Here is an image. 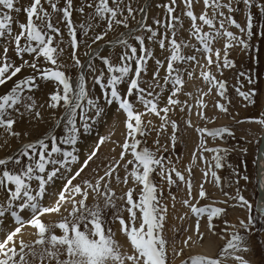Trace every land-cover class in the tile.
Instances as JSON below:
<instances>
[{"label": "snow or ice", "instance_id": "obj_1", "mask_svg": "<svg viewBox=\"0 0 264 264\" xmlns=\"http://www.w3.org/2000/svg\"><path fill=\"white\" fill-rule=\"evenodd\" d=\"M154 8L162 9V15L153 17ZM256 10L264 17V0H0V86L12 82L0 94V264H173L195 241L189 234L169 253L165 235L169 208L162 202L163 189L154 182L153 173L170 186H185L182 205L196 217L191 231L197 240L203 242L210 234L225 241L214 255H195L180 264H264V250L253 260L252 244L257 223L264 226V197L254 205L240 188V181L249 182V175L225 164L231 153L243 156L248 149L208 147L204 137L207 132L223 142L225 134L234 136L230 127L195 128L200 139L187 177L170 157L158 155L175 149L178 141L180 127L171 112L195 110L200 120L213 122L204 98L215 94L218 99L212 106L229 113L232 100L226 71L233 73L236 84L231 87L244 106L257 105L264 94V73L257 67L259 49L252 41L264 40V23ZM238 12L245 13L243 23L236 19ZM74 13L83 19L75 20ZM13 14L23 16L18 25ZM65 33L71 48L67 57L62 47ZM101 42L121 50L116 60L104 54ZM236 47L251 53L250 68H238L230 58ZM201 81L207 91L189 90L190 84ZM89 84L99 93L93 94ZM37 93L47 99L38 101ZM110 106L124 116V139L115 144L121 149L119 156L82 175L100 159L101 147L111 136L97 137L83 158L79 141L91 138L85 134L103 122ZM153 115L159 125L145 121V116ZM233 119L264 129V109L255 117ZM185 123L193 127L190 118ZM149 132L158 137L154 148L147 145ZM162 135L167 143H161ZM197 152L205 168L195 187L192 167ZM204 153H212L214 163ZM253 162L256 187L264 192V149ZM241 163L247 167L246 161ZM226 166L231 174L222 177L217 170ZM120 169L126 173L123 177ZM130 183L135 187L118 196L114 184ZM206 183L223 199H213ZM225 185L234 187V193ZM203 199L211 203L197 207ZM237 208L245 215L229 221V210ZM46 216L57 219L46 221ZM202 221L206 232L201 231ZM113 225H118L115 231ZM117 232L125 237V244L116 238ZM26 233L30 239L24 238Z\"/></svg>", "mask_w": 264, "mask_h": 264}, {"label": "rangeland", "instance_id": "obj_2", "mask_svg": "<svg viewBox=\"0 0 264 264\" xmlns=\"http://www.w3.org/2000/svg\"><path fill=\"white\" fill-rule=\"evenodd\" d=\"M22 2H27V0H22ZM80 0H77V3H79ZM162 2V0H161ZM241 8H243V5H240ZM199 8H197V11L199 12ZM162 9H153L151 15L153 17L155 16H161L162 15ZM258 19L261 23H264V17H260L258 15V10H256ZM14 19L16 20V23H18L23 19V16L20 14H13ZM236 19L238 22L243 23L245 19V13L244 12H238L235 14ZM74 19L77 21H80L83 19L78 13H74ZM148 23H152V19L149 18ZM187 26V24H185ZM230 30L236 32L237 35H239L238 30L234 28H230ZM185 34L181 33L179 36L183 38ZM195 43V41H192ZM103 43V42H101ZM253 44H255L256 48L259 49V58L261 63L257 66L262 73H264V40H256L253 39ZM70 44V38L65 33L64 36V43L62 47L66 49L65 56L67 57V54L71 51V48L69 47ZM223 41L218 47H222ZM111 48V49H110ZM81 59L85 60L87 57L83 55V52L85 49L81 48ZM119 48H112L109 47V50L104 51L105 55H110L113 60H116L117 55L120 53ZM157 54H159V50L157 49ZM251 53H245L243 52L240 47H236L232 50H230V58L234 59L236 61L238 68H250L251 67V61L248 59V55ZM71 74L75 78V70H72ZM163 74V73H162ZM225 77L228 78L229 81V95L231 97V105L229 106V113L224 114L218 112L213 106V101L218 99V97L213 94L210 97H205V102L208 104V108L206 109V114L208 117L214 118L213 122L209 121H202L195 115V110L193 113H179V110L177 109L174 112H171L169 115L171 119L176 120L179 124L180 131L178 132V141L176 143L175 149H170L168 152L159 153L158 155H164L165 157H170L173 160V163L177 169L182 171L185 176L187 177L188 173L186 171L187 167L191 165L193 153L196 151L197 146L199 144L200 134L195 131V128H207L209 130L215 129L222 126H229L231 131L234 133V136H228L225 134L226 139L222 142L219 138L216 140H213V138L206 132L204 133V137L207 141L208 147H215L217 145L223 146V147H230L232 145H235L236 148H247L248 152L245 155H239L236 152L231 153L227 156L225 160L226 165H231L232 168L239 167L241 175L244 173H247L250 177L249 182H245L243 180L240 181V188L242 194L248 198L254 205L257 202V187H256V164L253 162L254 158L257 156V150L259 149L260 145V133H261V127L254 123H241L237 124L233 117L236 118V120H243L248 117H255L258 116L262 109H264V94H262L259 97L258 103L256 106H244V102L242 99L235 93L234 89L231 87V85L236 84V79L231 71L225 72ZM15 79V78H14ZM12 86V82H9L5 86H0V94H3L6 92L10 87ZM197 87L204 88L205 91H207V86L201 81V82H195L193 84L189 85V90L194 91ZM261 87L264 88V79L261 80ZM89 88L92 90L93 94H98L99 89L95 88L92 89L91 84H89ZM246 90V89H242ZM37 99L38 101H43L47 99L46 96H44L42 93H37ZM181 100L185 99L184 96L180 97ZM190 103H194V101L189 98ZM192 120L193 127H188L186 125L187 119ZM145 121L148 119H151L153 121L154 125H159L160 120L159 118L153 116H145ZM124 120V116L119 115L117 110L110 106L109 115L106 116L101 123H96L94 128L92 129L91 133H86V136H90V139L84 140L81 139L79 141V144L81 147L78 148V151L81 153L82 158L86 157L89 154V150L93 147L96 138L97 137H104V136H111V141L109 143H106L104 146L101 147V151L98 154L100 159L96 160L94 163H90L89 168L85 170V173L82 175H88L91 174L93 169L97 168L98 164H101V161H107L109 157L116 156L118 158L119 153L121 149L119 147H115L116 143L123 142L124 139V133H125V127L122 121ZM171 128L169 127L168 133L170 134ZM142 139V143L144 138L139 137ZM156 132H149V134L146 137L147 145L150 148H154V141L157 139ZM161 140V143H167V136L162 135L159 137ZM15 143V142H13ZM67 147V146H65ZM115 147V152L113 153L111 149ZM3 153H0L2 155ZM197 160L195 165L192 167V178L194 180V186L198 187V185L202 182L203 177V169L205 168V164L203 161L199 159V153H196ZM211 153H204V156L208 161H212V157H210ZM128 159H131V156L127 157ZM242 161H246L247 167H244L241 163ZM214 163V161H212ZM131 167V166H129ZM202 171V172H201ZM219 174L222 177H228L231 174V168L225 167L223 170H217ZM199 173L200 179H199ZM101 175L103 172L101 171ZM119 174L121 177H123L126 173L123 169L119 170ZM154 182L158 186V188L163 189V196H162V202L166 203L169 208L168 213V219H167V226L165 235L168 237L169 240V253L172 251V247H179L182 245V241L184 238H186L187 235L192 234L193 240L195 241L196 245H191L190 247H186L184 251V255L174 259L173 264H180V261L182 259H186L195 255H200V252L197 249H194L193 247L196 246H203L208 241H211L213 243V239L216 241L217 246L223 245L225 243L224 240H221L217 237H212L210 234H207L205 236V239L203 242L197 240L196 236L192 233L191 228L194 226L195 222V215L191 213L190 209L182 205V200L187 198L186 197V188L185 186H170L165 181L161 179L159 175L156 173H153L152 176ZM175 178V177H174ZM210 178V177H209ZM75 183V181H74ZM128 187H135L133 184H129L127 186L124 185H116L114 184V188L117 192V195L119 196L121 194V191H126ZM142 188V185L137 188V191H140ZM205 188L208 190L211 197L215 200L223 199L222 194L218 189H216L212 184L206 183ZM225 190L234 193L235 188L234 187H228L225 185ZM175 195L176 199L172 200L170 197L171 195ZM195 194V192H194ZM134 198L138 201L139 196H136L134 194ZM49 201H45L47 203ZM89 203H91V198L89 199ZM209 203H211L210 200L203 199L200 200L197 204V207L206 206ZM118 204L123 207V202L118 201ZM174 205V207H173ZM185 213L188 215L185 216ZM123 216L127 217L128 213L126 211H123L121 213ZM139 215V213H138ZM245 215V212L239 208L236 210H229L228 220L235 222L237 218L243 217ZM184 217L181 219V217ZM55 217V216H54ZM52 216H46L45 220H52ZM54 219H57L55 217ZM53 219V220H54ZM137 225H139V221H137ZM118 227V225H113V229ZM220 226L218 225L217 230L219 231ZM185 229H188V232H185ZM201 231H205L203 227V221H202V228ZM255 235L252 236V244L255 248L254 254H253V260L256 261L259 259V254L261 250H264V226H262L261 223H257L255 228ZM118 235L124 237L121 233H116V238L119 240ZM29 234L26 233L25 239H29ZM120 241V240H119ZM190 264V261H189Z\"/></svg>", "mask_w": 264, "mask_h": 264}, {"label": "bare ground", "instance_id": "obj_3", "mask_svg": "<svg viewBox=\"0 0 264 264\" xmlns=\"http://www.w3.org/2000/svg\"><path fill=\"white\" fill-rule=\"evenodd\" d=\"M100 47L104 50V51H107L109 50V47L108 45H106L105 43H100ZM111 49V48H110ZM87 59V58H86ZM264 129L261 128V133H260V145H259V149L257 150V155L259 153V150H262L264 149ZM213 154L211 153L210 157H212ZM202 172V171H201ZM200 173H199V179H200ZM256 183H257V179H256ZM259 195V192H258V188H257V196ZM261 197H264V192H261ZM258 198V197H257ZM53 219L55 218L54 216H52ZM52 219V220H53ZM29 239L31 238L30 235L28 237ZM118 238L121 242V244H125V237H122L121 235L119 236L118 235ZM197 244V243H196ZM195 243H193L192 245H196ZM194 249H197L200 254H209V255H214L217 251V244H216V241L213 239V243L211 241H208L207 243H205L203 246H196V247H193ZM125 250L126 249V245H125Z\"/></svg>", "mask_w": 264, "mask_h": 264}, {"label": "water", "instance_id": "obj_4", "mask_svg": "<svg viewBox=\"0 0 264 264\" xmlns=\"http://www.w3.org/2000/svg\"><path fill=\"white\" fill-rule=\"evenodd\" d=\"M258 192H259V195H258V198H257V201L261 198V191H259V189H258Z\"/></svg>", "mask_w": 264, "mask_h": 264}]
</instances>
